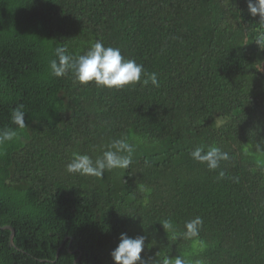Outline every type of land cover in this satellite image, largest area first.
Listing matches in <instances>:
<instances>
[{"label": "trees", "instance_id": "1", "mask_svg": "<svg viewBox=\"0 0 264 264\" xmlns=\"http://www.w3.org/2000/svg\"><path fill=\"white\" fill-rule=\"evenodd\" d=\"M248 0H0V264H114L121 233L145 237L142 260L264 264V45ZM100 41L156 73L121 91L51 75L55 49ZM146 77L142 75L141 79ZM132 165L103 178L67 172L115 139ZM229 159L209 170L196 147ZM223 172V177L220 173ZM201 217L199 237L173 239ZM206 247L200 251L195 241Z\"/></svg>", "mask_w": 264, "mask_h": 264}, {"label": "clouds", "instance_id": "2", "mask_svg": "<svg viewBox=\"0 0 264 264\" xmlns=\"http://www.w3.org/2000/svg\"><path fill=\"white\" fill-rule=\"evenodd\" d=\"M248 11L253 17L260 18L256 42L261 48V45H264V0H248ZM55 56L56 59L49 62V69L51 75L56 78H61L71 71L75 81L81 85L95 84L97 87L116 91L137 84L148 86L150 83L155 88L160 86L156 73H147L142 64L125 59L119 47H105L100 41L95 42L85 54L78 57L67 54L64 47H57ZM142 75L146 77L143 80ZM25 115L22 106L13 109L11 124L15 127L0 130V146L12 142L17 138L18 131L26 127ZM135 150V146L126 138L115 139L110 143L108 150L95 160L87 154L73 153L66 170L73 174L103 178L106 170L128 169L133 163ZM190 155L193 160L205 164L209 170H216L221 161L229 159L228 153L217 146H210L206 151L203 147H196ZM223 175L221 172L220 176ZM202 225V218L196 217L186 222L183 233H177L171 221L165 220L162 223L163 229L171 232L173 239L188 240L199 237ZM195 243L200 251L206 247L202 240L197 239ZM144 247V236L131 238L126 233H121L117 247L111 252L112 260L114 264H150L149 261L142 260ZM155 264H186V260L178 255L174 259L156 260ZM195 264H201V261L197 260Z\"/></svg>", "mask_w": 264, "mask_h": 264}, {"label": "water", "instance_id": "3", "mask_svg": "<svg viewBox=\"0 0 264 264\" xmlns=\"http://www.w3.org/2000/svg\"><path fill=\"white\" fill-rule=\"evenodd\" d=\"M0 230H9L10 231V243L12 244L11 242V239H12V236H13V232L14 230L10 227V226H3V227H0Z\"/></svg>", "mask_w": 264, "mask_h": 264}]
</instances>
